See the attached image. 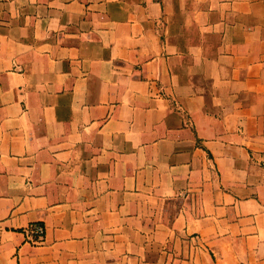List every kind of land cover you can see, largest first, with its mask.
<instances>
[{"label":"crops","instance_id":"crops-1","mask_svg":"<svg viewBox=\"0 0 264 264\" xmlns=\"http://www.w3.org/2000/svg\"><path fill=\"white\" fill-rule=\"evenodd\" d=\"M0 264H264V0H0Z\"/></svg>","mask_w":264,"mask_h":264},{"label":"built area","instance_id":"built-area-1","mask_svg":"<svg viewBox=\"0 0 264 264\" xmlns=\"http://www.w3.org/2000/svg\"><path fill=\"white\" fill-rule=\"evenodd\" d=\"M25 232L35 237L36 240H41L44 232V226L40 222H32L25 227Z\"/></svg>","mask_w":264,"mask_h":264}]
</instances>
